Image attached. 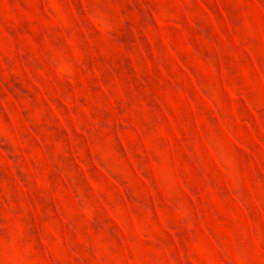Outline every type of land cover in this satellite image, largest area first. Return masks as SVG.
<instances>
[{
  "label": "rangeland",
  "instance_id": "rangeland-1",
  "mask_svg": "<svg viewBox=\"0 0 264 264\" xmlns=\"http://www.w3.org/2000/svg\"><path fill=\"white\" fill-rule=\"evenodd\" d=\"M0 264H264V0H0Z\"/></svg>",
  "mask_w": 264,
  "mask_h": 264
}]
</instances>
